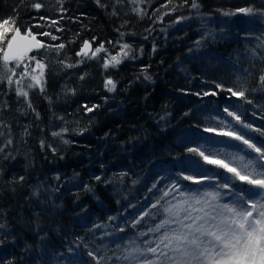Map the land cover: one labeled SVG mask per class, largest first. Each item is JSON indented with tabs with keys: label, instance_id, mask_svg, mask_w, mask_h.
Here are the masks:
<instances>
[{
	"label": "trees",
	"instance_id": "1",
	"mask_svg": "<svg viewBox=\"0 0 264 264\" xmlns=\"http://www.w3.org/2000/svg\"><path fill=\"white\" fill-rule=\"evenodd\" d=\"M5 19L49 31L64 47L52 65L40 53L28 57L45 65L40 84L23 75L28 58L17 67L0 52V264L140 263L177 227L150 231L180 190L230 182L222 193L264 195L188 151L264 163L218 135L235 131L264 145V0H0ZM86 40L95 55L79 57ZM173 181L180 190L171 191ZM133 248L141 251L125 260Z\"/></svg>",
	"mask_w": 264,
	"mask_h": 264
},
{
	"label": "snow or ice",
	"instance_id": "2",
	"mask_svg": "<svg viewBox=\"0 0 264 264\" xmlns=\"http://www.w3.org/2000/svg\"><path fill=\"white\" fill-rule=\"evenodd\" d=\"M33 7L39 9L42 5L35 3ZM192 7L197 8L198 5L194 2ZM237 11L251 13L253 10L241 8ZM231 14L234 13H225V15ZM9 24L10 21L7 19L3 23H0V41H4L5 38L10 36L7 39V50L0 49V52H3V61L6 64L7 62L15 61L16 66L19 67L28 52L33 49L42 48L45 45L36 39L35 36L31 35L30 30L27 36H24L21 35L19 28L15 27L14 22H12V27H9ZM44 35H48V33H44ZM19 41H26V43L21 45ZM197 44H199V41ZM58 47L63 48L64 45L60 44ZM89 47V41H85L81 52L86 55L87 53L84 50ZM128 47V45L123 46L124 49ZM102 49L103 45L97 48L96 52H100ZM124 54L127 55V52ZM112 61L115 64L120 63L115 56L112 57ZM36 65L40 69V75L42 76L45 65L38 60L36 61ZM68 66L71 67L72 65ZM105 66L107 67V64ZM9 71L12 70L9 69ZM12 74L15 75V72L13 71ZM27 74V65H25L23 75ZM3 78L0 77V79ZM6 78L11 84L12 76H7ZM146 78L151 79L150 76ZM31 79L36 84L41 83L40 79L35 75L31 76ZM260 79L264 82V75ZM31 86L29 85V87ZM105 87L109 88V91H112L115 89V84L112 80H107ZM217 87L222 86L217 85ZM228 91L234 96L239 95L244 97L245 95L243 90L233 91L232 89H228ZM17 94L27 96V92L22 90H18ZM87 110L92 111L93 109L88 108ZM225 112H228V109H225ZM228 115L233 116L236 120H240V117L236 113L228 112ZM245 127L251 128L252 126L245 125ZM205 131L215 132L216 130L205 129ZM256 131L261 130L256 129ZM261 134L264 135V132H261ZM53 135H59V133H53ZM218 135L232 137L235 140L241 141L243 145H246L258 154L259 161H264V145L258 147L251 140L246 139L244 135H240L235 131L221 130ZM188 151L198 152L208 164L226 169L228 172L233 173L238 180L246 182L248 185L254 186L260 189L261 192H264V163H257L252 159L245 160L243 156L232 154L231 161L239 162L240 171H238L237 168L230 167L228 163L222 160L210 159L209 155H205L199 149L189 148ZM258 168L259 171L257 170ZM242 172L246 174L242 175ZM178 176L182 177L183 180L192 181L196 184L203 183V179L187 176L182 172ZM96 179L100 180L101 178L97 176ZM215 188L216 190L213 191H183L180 190L181 185L177 181H173L171 191L180 190L179 196L182 199L175 204L165 207L164 212L167 213V217L155 229H151L150 231L158 232L169 224H176L177 227L165 231L160 238V244L156 247H148L147 251L158 254V258H164L166 264H264V195H261V192H254L252 195H261V199L254 200L250 196H246V192L250 191V189H242L238 193L233 192L236 199L231 203H223L221 201L225 193H222L220 189H233V185L229 182L219 184ZM169 194L170 192L166 191L164 196L166 197ZM139 251L141 250L133 248L132 252L128 256H125L124 259H135L132 253ZM89 255L93 256V253L89 252Z\"/></svg>",
	"mask_w": 264,
	"mask_h": 264
},
{
	"label": "rangeland",
	"instance_id": "3",
	"mask_svg": "<svg viewBox=\"0 0 264 264\" xmlns=\"http://www.w3.org/2000/svg\"><path fill=\"white\" fill-rule=\"evenodd\" d=\"M9 21H10V24L8 25L9 27L13 26L12 22H14L15 27H18V25L16 24L15 21H13V20L12 21L9 20ZM40 26L43 28L42 25H40ZM37 28H38V30H40V27H37ZM34 33H36V32H34ZM44 33H48V35H44ZM36 35L42 41V43L45 45L44 47H42V50L39 52L42 58L45 57L47 60L51 59V62H50L51 65H52V62H53V64L55 63L54 59L56 57L62 58L61 57L62 53H63L62 52V48H59L58 45L56 44V37H55V39H53V37H54L53 34H51L49 31L48 32L43 31L42 33H36ZM9 38H10V36L5 38L4 41H0V49H4L5 50V48L7 46V39H9ZM28 59H29L28 63H31L32 68L31 69H27L30 72L25 76V78L31 80V81H29L30 84H34L35 81H33L31 79V76L35 75L39 79H41L42 76L40 75V69L36 65V61L37 60L35 58L34 59L28 58ZM58 64L62 65L63 63L59 62ZM13 66H16V62H15V64ZM33 69H35V71H33ZM202 151L205 153V155H209L210 159H212V158H222L223 157L225 162L228 163L230 165V167L237 168V170L240 171L239 162H232L231 161V156L232 155L222 156L223 155L222 153H218L216 151H211L210 149H203ZM212 153H214V154H212ZM238 155H240V154H238ZM245 160H247V159H245ZM241 174L243 175V174H246V173L242 172ZM212 184L210 185L211 189L207 190V191L216 190V188H215L216 185H212ZM220 191L222 192L221 189H220ZM235 199H236V196L225 193V195L223 196V200L221 202H223V203H231ZM254 200H257V199H254ZM169 225H174V224H169ZM156 243H157V245L160 244V240L158 239L156 241ZM155 255H156V257L151 256V258L148 255V256L145 257V259H142V261L140 263L135 261L134 264H166V261H164V258H162V257L158 258V254H155Z\"/></svg>",
	"mask_w": 264,
	"mask_h": 264
},
{
	"label": "water",
	"instance_id": "4",
	"mask_svg": "<svg viewBox=\"0 0 264 264\" xmlns=\"http://www.w3.org/2000/svg\"><path fill=\"white\" fill-rule=\"evenodd\" d=\"M17 28H19L21 35L27 36L28 31L30 30L31 35L35 36L36 39L40 40V39L37 37L36 33H34V31H33L31 28H28V29H26V30H22L20 27H17ZM13 34H14V33H13ZM40 41H41V40H40ZM86 41H89V43H90V47H89L88 49H85V50H84L87 54L85 55L84 53L81 52V49L83 48V45H84V43H83V44L81 45L79 51L77 52V55H78L79 57H81V56H91V55H93V53H95L94 43H93L92 41H90V40H86ZM19 43H20L21 45H24V44L26 43V41H19ZM41 43H42V41H41ZM42 44H43V43H42ZM5 50H7V46H6ZM41 50H42V48H39V49H33L32 51L28 52L27 55L24 57L23 62H24L25 59H27L29 56L35 55V54L39 53ZM78 53H79V54H78ZM11 62H15V61H10V62H8V63H11ZM23 62H22V63H23Z\"/></svg>",
	"mask_w": 264,
	"mask_h": 264
},
{
	"label": "bare ground",
	"instance_id": "5",
	"mask_svg": "<svg viewBox=\"0 0 264 264\" xmlns=\"http://www.w3.org/2000/svg\"><path fill=\"white\" fill-rule=\"evenodd\" d=\"M19 27V26H18Z\"/></svg>",
	"mask_w": 264,
	"mask_h": 264
}]
</instances>
